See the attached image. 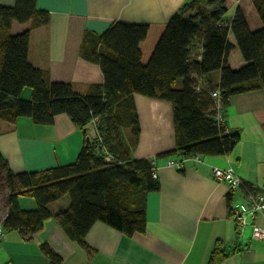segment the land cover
Returning <instances> with one entry per match:
<instances>
[{
    "label": "trees",
    "instance_id": "obj_1",
    "mask_svg": "<svg viewBox=\"0 0 264 264\" xmlns=\"http://www.w3.org/2000/svg\"><path fill=\"white\" fill-rule=\"evenodd\" d=\"M36 1L16 0L13 7L0 6V122L14 124L20 117H30L35 124L51 125L55 116L66 114L85 138L75 163L39 172L14 173L0 153V186L7 190L1 227L4 232L18 231L30 241L53 218L71 241L90 252L85 238L97 221L128 237L145 233L147 194L160 190L152 174L154 163L133 159L122 136V129L129 130L132 145L139 138L133 96L173 105L175 149L157 158L229 155L239 134H226L218 124L212 93L220 91L224 108L233 95L264 91V26L251 32L239 9L227 25L226 0H191L164 24L115 22L101 34L84 37L81 54L100 66L104 83L91 85L80 95L68 83L52 82L47 71L28 60L31 30L50 22L49 12L38 10ZM253 2L264 24V0ZM209 6L216 7L208 11ZM13 22L30 23V28L14 35ZM229 31L246 62L239 70L228 65L233 49ZM199 37L203 38L201 61L190 57L191 46ZM219 70V86L198 85L195 74ZM179 79L183 81L177 87ZM25 88L32 90L29 101L21 98ZM92 123L102 143L91 137L87 145L85 129ZM104 149L114 159L107 161ZM65 195L69 207L53 213L50 204ZM20 197L32 198L36 209H21ZM40 250L50 264L62 263L47 243ZM225 257L222 243L217 242L208 264H220Z\"/></svg>",
    "mask_w": 264,
    "mask_h": 264
},
{
    "label": "crops",
    "instance_id": "obj_2",
    "mask_svg": "<svg viewBox=\"0 0 264 264\" xmlns=\"http://www.w3.org/2000/svg\"><path fill=\"white\" fill-rule=\"evenodd\" d=\"M191 0H37L36 8L50 14L48 26L31 30L28 60L49 73L52 82L68 83L73 92L84 95L94 84H103L99 65L86 60L81 46L87 33L101 34L115 22L164 24ZM16 0H0L13 7ZM227 25L239 9L251 32L263 28L253 0H226ZM30 23L13 22L12 34L22 33ZM233 46L228 65L239 70L246 65L231 31ZM203 38H195L191 59L201 61ZM221 72L195 74L198 85L219 86ZM23 100L32 98L25 88ZM140 134L132 145L130 131L122 129L133 159H150L156 168L160 190L147 194L145 233L128 237L102 221L93 224L85 242L90 252L71 241L50 218L43 228L25 241L18 231L0 238V264H50L40 246L47 243L62 258L61 264H208L211 252L221 242L226 257L220 264H264V241L251 237V228L239 236L231 218V205L242 201L240 192L230 193L225 183L211 176V168L233 167L257 191L264 190V91L233 95L223 108L224 122L239 140L229 155L201 156V162L186 160L183 168L169 161L184 157L157 158L175 149L173 105L170 102L135 94L133 96ZM84 132L66 114L55 116L51 125L35 124L20 117L14 124L0 122V153L14 173L39 172L75 163L84 144ZM230 197V202H229ZM23 210H34L32 198L20 197ZM69 196L50 204L53 213L69 207ZM3 217L0 219V225ZM264 226V220L259 222Z\"/></svg>",
    "mask_w": 264,
    "mask_h": 264
},
{
    "label": "built area",
    "instance_id": "obj_3",
    "mask_svg": "<svg viewBox=\"0 0 264 264\" xmlns=\"http://www.w3.org/2000/svg\"><path fill=\"white\" fill-rule=\"evenodd\" d=\"M212 97L215 99L216 103L215 118L218 124L224 127L225 133L230 134V131L227 128L223 118V107L220 91H214L212 93ZM91 127L93 129L92 139L98 141L99 144L102 143V139L99 137L95 124L92 123ZM105 154L107 161L114 159L113 156L107 151H105ZM189 159L196 162L202 161L200 155H193L190 157H184L181 161H169L168 165L177 169H182L183 162ZM152 174L154 179L158 178L155 167L152 169ZM211 176L215 181L225 183L228 186V190L231 194H234L235 192H240L242 194V201H235L231 205V218L235 223L238 235L241 236L245 229L250 227L252 239L264 241V226L259 223L260 220H264V190L253 191L235 172L233 167H212ZM3 233L4 231L2 227H0V238L2 237Z\"/></svg>",
    "mask_w": 264,
    "mask_h": 264
},
{
    "label": "rangeland",
    "instance_id": "obj_4",
    "mask_svg": "<svg viewBox=\"0 0 264 264\" xmlns=\"http://www.w3.org/2000/svg\"><path fill=\"white\" fill-rule=\"evenodd\" d=\"M216 6H209L207 9L208 11H212L213 9H215ZM182 79H179L176 86L180 87L182 84ZM6 194H7V190L5 188H3L2 186H0V219L3 217V215L6 212ZM1 227V225H0Z\"/></svg>",
    "mask_w": 264,
    "mask_h": 264
},
{
    "label": "water",
    "instance_id": "obj_5",
    "mask_svg": "<svg viewBox=\"0 0 264 264\" xmlns=\"http://www.w3.org/2000/svg\"><path fill=\"white\" fill-rule=\"evenodd\" d=\"M85 130L88 131V135L86 137V142H87V145H88L90 143L91 137L93 135V129H92L91 126H88Z\"/></svg>",
    "mask_w": 264,
    "mask_h": 264
}]
</instances>
